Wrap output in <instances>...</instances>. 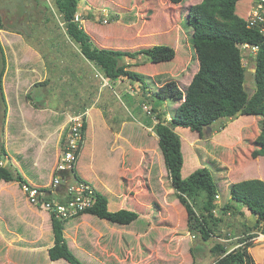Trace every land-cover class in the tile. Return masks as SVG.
<instances>
[{"label":"rangeland","instance_id":"1","mask_svg":"<svg viewBox=\"0 0 264 264\" xmlns=\"http://www.w3.org/2000/svg\"><path fill=\"white\" fill-rule=\"evenodd\" d=\"M200 1L174 4L169 0H78L77 11L83 18L80 26L97 47L133 52L162 44L175 50L171 61L159 63H151L142 53L133 58L121 56L120 63L126 69L144 75L141 84L126 77L108 81L93 63L83 58L77 43L68 37L59 21L53 0H0V51L8 55L11 46L5 33H19L40 51L47 69L57 64L64 73V82H49L47 78L45 84L36 85L43 100L38 96L33 101L51 109L61 106L69 114L84 112L94 104L102 111L104 133L99 135L103 139L102 150L96 149L92 165L88 160L91 134L86 140L84 135L76 162L77 173L87 178L93 188H97V177H102L101 185L111 192H105V187L97 189L106 197L109 210L127 208L138 213V218L129 224L112 223L86 213L68 220L64 237L84 264H213L216 256L210 249L215 243H223L229 249L247 235H254L248 239L252 242L248 249L252 259L256 264H264V224L247 229L253 225L254 217L245 207L244 212L238 208V211L222 209L223 205H229L228 184L246 178L264 180V156L250 155L257 148L254 139L259 132V117L220 118L201 137L188 128H175L181 141L182 177L204 166L218 195L214 215L220 220L216 226L209 224L210 238L202 242V248L193 256L190 248L195 243L186 228L184 208L170 186L157 137L151 131L156 122L155 112L148 116L143 108L153 105L151 97L157 86L174 80L183 89L196 72L192 29L186 18L189 7ZM249 1L236 3L235 11L242 18ZM239 49L245 66L244 86L251 94L254 52L243 45ZM6 97L11 107L13 92L9 88ZM177 105L175 101H161L157 112L169 119ZM2 110L0 103V121ZM10 119L14 117L10 115ZM137 121L149 128L139 127ZM1 132L0 128V143ZM50 158L46 169L39 171L41 177L36 179L39 183L51 177L54 159L51 154L46 155V163ZM8 167L13 170L9 163ZM201 201L198 196L192 203L197 212ZM52 244L47 211L29 204L16 182H0V264H69L63 259L49 260L47 249Z\"/></svg>","mask_w":264,"mask_h":264},{"label":"trees","instance_id":"2","mask_svg":"<svg viewBox=\"0 0 264 264\" xmlns=\"http://www.w3.org/2000/svg\"><path fill=\"white\" fill-rule=\"evenodd\" d=\"M169 1L176 4L183 0ZM238 1L201 0L189 7L186 24L192 29L191 43L198 68L185 88L180 89L174 80H167L157 86L151 97L152 102L154 101L151 111L155 112L156 119L152 132L157 137V145L170 186L175 192L176 199L184 208L187 231L194 238L195 245L190 248L193 256L198 248L199 250L202 248V242L209 240L212 232L209 224L214 226L220 220L214 215L217 192L214 181L204 166L182 177L181 141L174 129L188 128L201 137L204 130L220 118L231 119L237 115L258 116L259 132L254 139L257 148L253 149L250 155L253 158L264 156V34L256 28L246 27L245 17H240L235 11ZM53 3L58 19L68 37L77 43L83 58L93 63L108 81L126 77L144 84V75L126 69L120 63L121 56L133 58L136 54L142 53L151 63L171 61L175 56V50L172 47L162 44L133 52L97 47L89 34L73 20L78 0H53ZM0 29H2L1 22ZM240 45L256 46L253 55L254 88L251 94L244 86L245 66L241 60ZM0 52L2 59L0 103L3 107L0 128L2 131L6 115V102L1 87L5 60L2 51ZM165 100L178 102L169 119L157 112L161 101ZM0 153L6 154L2 142ZM73 171L77 175L76 170ZM77 177L79 178L78 175ZM1 181L17 182L20 186L23 183L28 184L16 170L9 169L8 165L0 167ZM227 187L229 205H223L222 209L237 210L238 205L245 206L256 217L254 224L247 229L252 230L259 224H264V180L246 178L232 182ZM198 196L202 197L199 212L192 204ZM84 213L116 224H129L138 218V213L131 209L109 210L106 197L99 192H96L94 205L72 219ZM49 219L53 238V244L47 249L49 260L63 259L69 264H84L70 249L64 237V225L70 219L60 220L52 215H49ZM253 236L247 235L229 249L223 243H215L210 249L216 256L213 264H256L248 251L252 246V242L248 239Z\"/></svg>","mask_w":264,"mask_h":264},{"label":"crops","instance_id":"3","mask_svg":"<svg viewBox=\"0 0 264 264\" xmlns=\"http://www.w3.org/2000/svg\"><path fill=\"white\" fill-rule=\"evenodd\" d=\"M250 2L251 0L249 1L247 12L250 7ZM5 35L7 36L8 41L11 42V46L7 50L9 56L5 51L3 53L5 64L1 76V87L6 102V115L1 132V139H3V141L1 140V142L6 151V165L9 163L28 184L38 186L46 185L50 179L44 183H39L36 179L41 177L39 171L41 169H46V165L51 161L50 158L46 163V155L51 154L52 159H54L53 162H55L60 151V143L63 144L65 140L67 121L71 114L65 111L66 109L61 106L54 109L47 108L43 103L34 102L33 98L38 96H40V99L43 98L42 93L39 92L40 89L36 90L35 86L37 83H39V85L40 82L45 84L47 78H50L49 82H51V80L54 82H64V73L59 71L60 66L57 64L54 65L56 66V69L53 68L54 66L51 67V69H47L46 60L40 51L24 41L22 35L19 33L8 32L5 33ZM71 75L75 76V73L71 72ZM8 88L13 92L11 107L8 105L6 97ZM10 109L11 114H9ZM84 113L85 121L87 122H85V140L88 134H91V142L88 145V160L93 165L96 156V149L102 150L103 147V139L101 140L99 137L100 134L104 133L103 124L101 122V120H103L102 111L94 104V106L87 107ZM10 115L14 117L12 121ZM137 123L139 127H144L145 129L149 128L139 121H137ZM174 130L176 131V129ZM96 133L98 137H95ZM24 160L26 162H23ZM53 165L54 163L50 166L51 173ZM23 166L27 169H24ZM27 166L32 167L28 169ZM33 167L35 168L34 172L32 171L34 169ZM75 170L77 173L76 167ZM35 172L38 173V177ZM77 175L85 182L91 183L87 178L80 176L78 173ZM101 179V176L97 177V188L104 189L105 187V192L107 191L108 193L110 189L107 186L101 185ZM16 184L18 185L17 182ZM97 188H95L96 192H98ZM244 207L245 206H237L238 210H242L243 212ZM245 210L248 209L245 207ZM249 213L250 212H248V214ZM253 217L254 224L256 217L254 215ZM44 251L46 252V247Z\"/></svg>","mask_w":264,"mask_h":264},{"label":"built area","instance_id":"4","mask_svg":"<svg viewBox=\"0 0 264 264\" xmlns=\"http://www.w3.org/2000/svg\"><path fill=\"white\" fill-rule=\"evenodd\" d=\"M73 20L79 24L83 22L80 11L74 13ZM102 21L106 22L104 19ZM245 23L246 27L256 28L264 34V0H251ZM243 47L249 46L243 45ZM250 48L255 52L256 46ZM143 108L148 116H152L151 108L146 105ZM85 120L84 112L71 114L68 117L66 137L52 167L49 182L41 186L26 183L21 185V190L29 204L47 211L56 219H72L91 208L96 201L95 189L78 178L73 171L84 140ZM5 165V155L0 153V167ZM215 197L217 198L218 195L216 194Z\"/></svg>","mask_w":264,"mask_h":264}]
</instances>
